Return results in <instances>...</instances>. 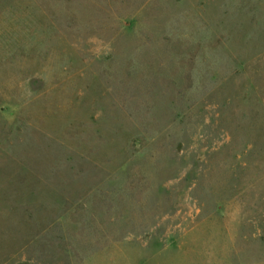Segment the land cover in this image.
<instances>
[{
  "label": "rangeland",
  "instance_id": "1",
  "mask_svg": "<svg viewBox=\"0 0 264 264\" xmlns=\"http://www.w3.org/2000/svg\"><path fill=\"white\" fill-rule=\"evenodd\" d=\"M0 264H264V0H0Z\"/></svg>",
  "mask_w": 264,
  "mask_h": 264
}]
</instances>
